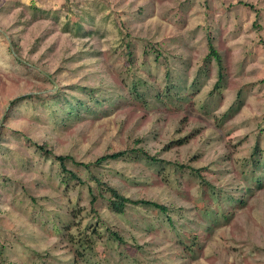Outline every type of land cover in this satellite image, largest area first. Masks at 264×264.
I'll list each match as a JSON object with an SVG mask.
<instances>
[{"label": "rangeland", "instance_id": "1", "mask_svg": "<svg viewBox=\"0 0 264 264\" xmlns=\"http://www.w3.org/2000/svg\"><path fill=\"white\" fill-rule=\"evenodd\" d=\"M209 31L225 65L213 92ZM167 69L185 75V98L156 95ZM58 89L86 100L79 118L55 121L44 98ZM35 143L85 162L143 146L206 167L220 200L173 164L92 165L126 196L169 205L173 223L145 205L117 213L91 172L69 164L85 180L65 184ZM256 143L264 150V0H0V264H264V181L244 164Z\"/></svg>", "mask_w": 264, "mask_h": 264}, {"label": "trees", "instance_id": "2", "mask_svg": "<svg viewBox=\"0 0 264 264\" xmlns=\"http://www.w3.org/2000/svg\"><path fill=\"white\" fill-rule=\"evenodd\" d=\"M241 4H244L246 6L254 7L252 3L246 2V1H239ZM68 30V23L65 25V30ZM208 46H209V54L205 58V64H208L209 60L211 57L214 58V60L218 64V79L212 89V92L214 89H219L223 85V82H225V65L223 62V58L216 49L214 43H213V36L212 34L208 33ZM129 53L131 55V51L129 50ZM162 58L160 57V54L157 52V54L154 57V62H160ZM205 69L207 68L204 66ZM171 71L170 69L166 70V77L170 78V81L167 86L163 91L158 92L156 95L158 97L162 98V95L173 98L179 97V98H185L186 93L184 89L186 88L183 85V80L185 75L180 74L178 78L175 79V81H171ZM172 82V83H171ZM171 83V84H170ZM201 84V81L196 79L191 83L192 86L198 87ZM81 89L83 92H86V96L90 98V100H93L96 104H101L103 103V100L100 99L99 97L94 95V88L93 87H88L87 85L82 86ZM139 92V91H138ZM141 95V93H139ZM78 93H71L65 94V92L62 89H58L55 93H52L48 97H42L41 95H33V96H27L28 98H44V100L47 101V104L51 107L53 116L56 117L55 121L57 122H63V121H68L71 118H79L81 115V111L86 108L87 102L86 100H83V98L80 97ZM240 95L236 101L237 105L232 107L228 112L224 113V115H228L229 112H232L233 110H236L237 106L242 104V101L240 100ZM234 104V103H233ZM234 108V109H233ZM36 147L40 150V152L46 157L49 158H54L59 161V173L61 175V180L65 182V184H71L73 181L76 182V184H82L85 179H83L82 175L76 172V170L72 167H70L69 164L77 165L79 168H83L85 171L88 173L91 172L92 176L91 177L95 182H96V187L99 190L100 196H105V200L107 202V206L117 212V213H124L126 209L130 205H145L151 208H155L162 212L163 214L167 215L168 220H170L169 223H173V219L170 217V210L171 207L169 205H166L165 203H161L155 200L147 199V198H140V199H135L129 196H126L124 193H121V191L109 184L108 182L102 180L99 178L98 175H95L92 172V165H100L104 164L105 162H109L110 160H119V159H135V160H144L147 161L151 164H154L156 168H161L166 165L173 164L175 165L178 169L181 170H190L191 173L195 174V176L199 177L200 183L203 184V186L206 185V187H210L211 195L213 199L216 202H219L220 200V192L216 189H214V185L208 181L204 174L203 170L206 167H200V168H195L189 165H185L184 163H177V162H169L168 160L159 157L157 154H152L148 150H146L143 146H134L131 148H125L121 150L114 151L112 153L104 154L100 157H98L95 161L93 162H85L82 160H77L73 155L71 154H58L54 152L51 148H48L47 146L39 143H35ZM1 146V145H0ZM247 167V170L245 172V176H250L251 180L253 181L256 185H261L262 182L264 181L263 178H261L260 174L264 173V150L259 148V145L256 143L251 152L249 157L244 163ZM73 184V183H72ZM205 184V185H204ZM248 185V186H247ZM246 188L251 189V185L247 184ZM91 208L93 210H96L95 204L98 200V195L92 191L91 195ZM242 199V197H241ZM240 203L244 201H239ZM208 216L211 218V226H219L222 224V218H223V213L218 212V211H213L212 209L207 211ZM224 221H227V218L224 219ZM106 230H110V226H105ZM114 237L118 240H121L122 237L121 235L113 231L112 232ZM123 240V239H122ZM84 247L87 250H90L92 245L88 243H84Z\"/></svg>", "mask_w": 264, "mask_h": 264}]
</instances>
